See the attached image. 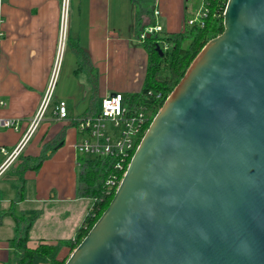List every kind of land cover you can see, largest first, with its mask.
<instances>
[{
    "label": "water",
    "instance_id": "obj_1",
    "mask_svg": "<svg viewBox=\"0 0 264 264\" xmlns=\"http://www.w3.org/2000/svg\"><path fill=\"white\" fill-rule=\"evenodd\" d=\"M224 26L66 264H264V0H228Z\"/></svg>",
    "mask_w": 264,
    "mask_h": 264
},
{
    "label": "crops",
    "instance_id": "obj_2",
    "mask_svg": "<svg viewBox=\"0 0 264 264\" xmlns=\"http://www.w3.org/2000/svg\"><path fill=\"white\" fill-rule=\"evenodd\" d=\"M63 2L5 0L2 8L0 99L7 105L0 108V117L18 122V126H0V147L11 152L31 132L21 153L0 171V264H12L17 218L27 219L29 211L36 212L28 230L29 247L76 236L92 198L82 194L78 167L82 170L79 162L83 154L76 151V144L86 137L74 121L97 110L109 93L120 92L126 97L142 90L149 54L140 34L153 25L152 20L162 25V15L173 10L163 0H153L151 16L137 0H68L64 17ZM177 2L180 9H193L192 0ZM69 50L76 51L77 59ZM66 57L72 62L68 71L64 68ZM51 83L45 117L32 129ZM60 101L67 103L68 119L56 115ZM5 159L0 153V165ZM85 201H90L89 206L85 204L73 224L70 218L64 224L54 220L59 210H74V203ZM39 217L45 227L51 222L55 234L42 228L32 237ZM61 226L70 227L73 234L62 236Z\"/></svg>",
    "mask_w": 264,
    "mask_h": 264
},
{
    "label": "trees",
    "instance_id": "obj_3",
    "mask_svg": "<svg viewBox=\"0 0 264 264\" xmlns=\"http://www.w3.org/2000/svg\"><path fill=\"white\" fill-rule=\"evenodd\" d=\"M137 1L145 5L147 15H150L153 0ZM227 1L209 0V13L204 18L203 26L199 23L194 25L187 23L185 32H159L147 36L144 40L145 48L149 54L146 80L140 92L130 94L126 98L129 102H140L154 108L151 122L166 98L185 75L197 54L211 39L224 31V13ZM151 22L153 25L155 24V21L152 20ZM138 23L142 26L143 21L140 16L138 17ZM187 41L189 42L188 46L184 45ZM165 43L168 44L167 49H165ZM157 46H160L163 55H160ZM165 60H167V63ZM149 91L162 92L164 97L157 100L154 96H147ZM43 158L39 160V163ZM81 160L85 163L83 170H81V181L84 184L82 194L92 198L91 208L84 219L82 227L78 229L73 239L61 240L58 243L41 242L37 247H29L28 230L33 218L36 216L34 215L35 211H29L27 219L17 218V236L13 239L15 252L13 264H61L59 255L62 250L68 246H78L107 209L116 193L114 191L112 194H106L104 182L109 174L108 169L102 166V161L99 158L83 155ZM25 223L27 225L24 228Z\"/></svg>",
    "mask_w": 264,
    "mask_h": 264
},
{
    "label": "built area",
    "instance_id": "obj_4",
    "mask_svg": "<svg viewBox=\"0 0 264 264\" xmlns=\"http://www.w3.org/2000/svg\"><path fill=\"white\" fill-rule=\"evenodd\" d=\"M64 17L67 16L68 0H63ZM5 0H0V24L2 22V8ZM209 13V0H201V7L197 11L195 17L188 20L189 25L199 23L204 25V18ZM159 15V11H155ZM64 36L65 28L63 26ZM163 31L162 25L158 21L154 25L148 26L140 39L144 41L147 36L154 35ZM2 31L0 30V42ZM165 49L168 44L165 43ZM1 47H0V63H1ZM52 83L48 90V96L43 100L38 113L31 123L34 129L45 117L46 110L51 98ZM154 96L157 100L163 99L162 92L154 93L149 91L147 96ZM7 105L4 99H0V108ZM153 109L140 102H129L123 93L115 92L107 94L101 101V109L92 110L89 114L79 117L74 122L79 130L85 133V139L76 144V151L83 155L99 158L102 166H105L109 174L104 182L106 194H112L119 187L124 174L130 164V161L140 144L144 134L149 128L153 116ZM56 115L59 119H68L69 113L67 103L60 101L55 108ZM154 118V117H153ZM151 124V123H150ZM0 126L17 127L18 122L11 119H3L0 117ZM150 126V125H149ZM31 130V129H30ZM31 131L28 132V134ZM27 134V135H28ZM27 135L20 143L9 152L5 147H0V153L6 156V160L2 168L15 159L26 144ZM107 164V165H105ZM82 170L85 166L84 162H79ZM0 168V171L1 169ZM86 228V226H85Z\"/></svg>",
    "mask_w": 264,
    "mask_h": 264
},
{
    "label": "rangeland",
    "instance_id": "obj_5",
    "mask_svg": "<svg viewBox=\"0 0 264 264\" xmlns=\"http://www.w3.org/2000/svg\"><path fill=\"white\" fill-rule=\"evenodd\" d=\"M163 2L168 3L171 7V11L168 12L167 15H162V20H160L161 24L163 25L164 31L165 32H175V33H181V32H185V30L187 29V23H188V19H190V17H195L197 11L200 9L201 7V0H192V6L193 9H191L190 11H188L187 9H180L178 7V2L177 0H163ZM185 6V4H184ZM183 6V7H184ZM184 45L188 46L189 42H185ZM70 51V50H69ZM70 52H73L74 55V59H77L76 57V51L72 50ZM66 66L64 67L66 69V71L70 70V68H72V62L71 60L68 61V58L66 57ZM167 63V60H165ZM76 62L74 63V67L76 69ZM83 66V65H82ZM82 66H80V68L82 69ZM80 74V73H78ZM73 75H75V77L73 76V82L75 83V81H77V77H76V73H74ZM177 86V85H176ZM98 109H101V103L98 106ZM6 160V159H5ZM5 162V161H4ZM2 165H0V168H2ZM5 167V166H4ZM3 167V168H4ZM2 168V169H3ZM1 169V170H2ZM78 173L80 175V179H81V169L80 167H78ZM82 184V188H83ZM118 189V188H117ZM116 189V190H117ZM90 201H85V202H80V203H74V210H67V212L63 213V210H59V215L58 216H54V220L58 223L64 224L65 220L67 219H71V224H73L79 217V215L82 213V211L84 210L85 204L86 206H89ZM71 211L74 212V214H71ZM36 216L33 218V220H35ZM51 223V222H50ZM50 223L48 224L47 227L43 226V220L39 217V221L36 224V232L31 233L32 237H37L38 231L41 230L42 228H46V231L48 232L49 235L51 234H55V229L50 228ZM66 226H61L60 229H64ZM74 231H71L70 227H67L66 229H64V232L60 231V233L62 234V236L64 237H70ZM58 233V231L56 232V234ZM31 237V239H32ZM83 239V238H81ZM77 246H68L65 247L62 252L59 255V259H60V263L61 264H66V262L68 261V259L70 258L71 254L74 252V250L76 249ZM13 259H15L12 256ZM12 264L14 263V260H11ZM9 264H11V262H9Z\"/></svg>",
    "mask_w": 264,
    "mask_h": 264
}]
</instances>
